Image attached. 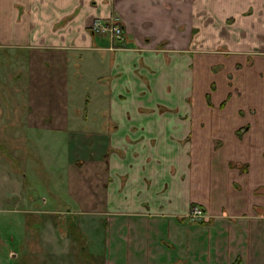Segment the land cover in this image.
<instances>
[{
  "label": "crops",
  "instance_id": "obj_1",
  "mask_svg": "<svg viewBox=\"0 0 264 264\" xmlns=\"http://www.w3.org/2000/svg\"><path fill=\"white\" fill-rule=\"evenodd\" d=\"M112 16L126 48L85 28ZM8 59L33 175L102 264H264V0H0ZM3 177L2 225L48 213Z\"/></svg>",
  "mask_w": 264,
  "mask_h": 264
},
{
  "label": "rangeland",
  "instance_id": "obj_2",
  "mask_svg": "<svg viewBox=\"0 0 264 264\" xmlns=\"http://www.w3.org/2000/svg\"><path fill=\"white\" fill-rule=\"evenodd\" d=\"M94 19L97 18L87 20L86 29L89 30L88 27ZM111 19L114 16L101 21L107 24ZM92 34L104 38L108 46L116 44L115 48H126L128 45L123 31L113 36L95 32ZM20 57L24 61L23 56ZM13 64V60L9 59L0 61V198L5 190H12L14 187V183L9 182L3 188V176L15 174L22 180L21 197L29 204V209L48 213H20L19 224L15 221L14 226L9 229L1 224L0 218V239L3 240L6 236L7 243L1 245L0 242V264H102L100 254L89 253L86 236L77 229L78 221L75 216L55 212L63 203L61 194L52 190L48 192L42 186L43 181L33 175L35 171H39L40 166L37 163L38 158L29 155L26 147L29 133L25 132L23 120L26 109L25 71L21 63V73L17 76ZM28 160L30 165H26ZM49 222L53 227L44 229V224ZM9 235L13 238L12 242H9ZM92 235L95 238L92 249L95 251L97 247L102 254L103 230L98 228L92 231ZM9 251H13L15 255L9 256Z\"/></svg>",
  "mask_w": 264,
  "mask_h": 264
},
{
  "label": "built area",
  "instance_id": "obj_3",
  "mask_svg": "<svg viewBox=\"0 0 264 264\" xmlns=\"http://www.w3.org/2000/svg\"><path fill=\"white\" fill-rule=\"evenodd\" d=\"M107 23V22H106ZM109 25L108 27H106ZM89 30L98 34H109L111 36L121 34L122 28L120 24L117 22L116 18L109 20V23L105 24L99 19L92 20ZM202 215L201 210L198 207H193L190 212V217H200Z\"/></svg>",
  "mask_w": 264,
  "mask_h": 264
}]
</instances>
